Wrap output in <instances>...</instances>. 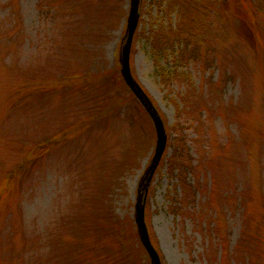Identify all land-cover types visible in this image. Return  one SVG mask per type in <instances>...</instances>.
<instances>
[{
	"label": "rangeland",
	"instance_id": "374dc122",
	"mask_svg": "<svg viewBox=\"0 0 264 264\" xmlns=\"http://www.w3.org/2000/svg\"><path fill=\"white\" fill-rule=\"evenodd\" d=\"M175 3L135 0L132 89L130 0H0V179L47 148L0 208V264H149L141 206L160 264H264L263 246L240 243L264 238V0L203 11L185 63L160 61L178 64L166 84L150 47L156 30L182 33ZM139 101L166 132L152 169L157 134Z\"/></svg>",
	"mask_w": 264,
	"mask_h": 264
},
{
	"label": "trees",
	"instance_id": "16d2710c",
	"mask_svg": "<svg viewBox=\"0 0 264 264\" xmlns=\"http://www.w3.org/2000/svg\"><path fill=\"white\" fill-rule=\"evenodd\" d=\"M229 1H234V5H232V6L235 9H242V8L247 7L245 4L240 5V2L242 0H236V1L235 0H176V3L174 5H176L177 8L179 9V16L181 18L180 24L182 25V33L178 34L175 31H174V33H167L166 29H164V28H162L160 30H156L160 34L162 33L163 36L161 39L158 38V42L156 43L159 45V47H157L155 49L153 48V46H152V48L150 47V49H151L150 55L155 60L154 61V63H155L154 72L159 77V79L162 83L168 84V82L170 80L169 76L171 73H173L175 70L178 69V67H177L178 64L177 63L172 64V65L167 64V68L165 70V68H161V65H159L160 61L162 60L164 62V59H167L168 57L173 56L174 59L183 58V60L181 62L177 61L178 63L179 62L185 63V61H186L185 54L187 55L186 50H188L186 48L189 47V45L192 43L193 39H195L197 41V38L200 37L199 33H202L204 30V28L202 26L203 24H200L201 22H204V17L202 15L203 11H204L205 15H207L206 14L207 12L205 11L206 9L214 8L213 12H214V10L220 11L222 8L221 6L226 5L224 3L230 4ZM244 1H246V0H244ZM239 6H241V7L239 8ZM223 9H224V11L225 10H232L231 8H228V6L223 7ZM241 15H244L245 19H242ZM241 15H239V18H241V23L243 24V28L245 29V31H244L245 37L249 38V40L255 39L256 36H255V33L253 34L254 31L252 30L253 27H252V24L250 22V20H252V16H253L252 13L250 11L249 12L245 11V12H242ZM160 25L161 24H159V26ZM189 25L191 27V32L190 33L188 32L186 34L187 29L189 28ZM153 31H155L154 28L151 31V33ZM156 31H155V33H156ZM151 33H150V31L147 32L148 35H146V38H145V41H146V43H148V45L154 44L155 43L154 40H156V38L153 40ZM154 34H153V36H154ZM196 41H195V43H196ZM182 50L184 53L182 52ZM195 54H196V51L192 52L191 55L188 54V58H190V57L193 58L192 56H197ZM186 105L187 104H185L184 107H186ZM181 139L182 138L177 139V142L179 143V141ZM178 143H176L174 146V151H173L174 155L179 153V151H180V149L176 148ZM183 143H184V141H183ZM45 144H46V142H43L41 144L39 143L37 145V148L39 149L38 152H35L33 150H28L27 153L30 155L25 156L24 158L20 159L16 164H14L11 167V170L7 171L6 174L3 176V178L0 179V208H3V206L5 205L4 204L5 201L12 195V193H14L15 191H18V189H17L18 187L16 186V184L19 185V182H21V179L24 177L26 172H29V169L32 166H34L33 160H35L37 162L38 156L41 155L47 149V148H44ZM32 155H33V157H31ZM173 167H175V166L173 165L170 167V171ZM177 167H179L180 173L176 172L177 168L176 169L173 168L172 171L174 172V175H176V178H178V180H179L178 183H179V185H181V188L183 189V188L189 187L192 189L193 186L190 183H188L189 181L186 180L184 172L181 169V165H179ZM180 199H181V196H180ZM242 233L243 234H241V240H240V243L242 242V245H243V243L247 242V243H250L253 245L256 244L257 247L259 246V250L262 248V246L264 247V238L263 237L257 236V235H251V234H244L245 231H243ZM135 238L137 239V243L140 244V247L143 249L137 234H136ZM155 250H156V248H155ZM145 254H146V252H145ZM132 263L137 264L136 262H132Z\"/></svg>",
	"mask_w": 264,
	"mask_h": 264
},
{
	"label": "water",
	"instance_id": "95a60500",
	"mask_svg": "<svg viewBox=\"0 0 264 264\" xmlns=\"http://www.w3.org/2000/svg\"><path fill=\"white\" fill-rule=\"evenodd\" d=\"M134 21H136V4H135V0H133L132 2V7H131V11H130V25H129V29L127 31V39L126 42L124 44V55H123V59H125V64H126V68L125 71L123 73L125 81L128 85H130V87L133 89L134 88V81L132 80L129 71H128V67H127V63L126 60L128 59V50H129V45H130V40H131V33H132V29L134 27ZM143 104V102H142ZM145 105V104H144ZM146 110L149 112L155 127H156V131L158 134V144H157V148H156V153H155V157L154 160L151 164V169L156 165L163 149H164V145H165V134H164V130H163V126L162 123L158 117V115L155 112H150L148 110V106L145 107ZM140 211L138 212V215L136 216V224H137V228H138V234L139 237L141 239L142 244L144 245L146 251L148 252L150 259H151V263L152 264H160L159 263V259L153 249V247L151 246L149 239H148V235L146 234L145 228H144V217H143V207L141 206ZM137 214V212H136Z\"/></svg>",
	"mask_w": 264,
	"mask_h": 264
}]
</instances>
